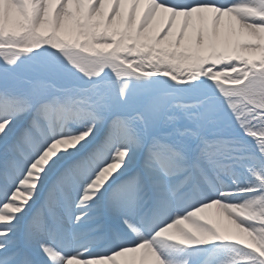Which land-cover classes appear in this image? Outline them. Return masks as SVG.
<instances>
[{
	"label": "snow or ice",
	"instance_id": "snow-or-ice-1",
	"mask_svg": "<svg viewBox=\"0 0 264 264\" xmlns=\"http://www.w3.org/2000/svg\"><path fill=\"white\" fill-rule=\"evenodd\" d=\"M0 264H264V0H0Z\"/></svg>",
	"mask_w": 264,
	"mask_h": 264
},
{
	"label": "bare ground",
	"instance_id": "bare-ground-1",
	"mask_svg": "<svg viewBox=\"0 0 264 264\" xmlns=\"http://www.w3.org/2000/svg\"><path fill=\"white\" fill-rule=\"evenodd\" d=\"M202 215H205L207 216L208 218H212V219H221L222 222L226 225L227 224V221L226 220H223V218H219L217 217V213H216V209L213 208V209H210L209 212L205 211V213H203Z\"/></svg>",
	"mask_w": 264,
	"mask_h": 264
},
{
	"label": "rangeland",
	"instance_id": "rangeland-1",
	"mask_svg": "<svg viewBox=\"0 0 264 264\" xmlns=\"http://www.w3.org/2000/svg\"><path fill=\"white\" fill-rule=\"evenodd\" d=\"M209 210H210V209H207V210H205V211H206V212H207V211L209 212ZM212 251H213L214 254H220V255L223 254V248H222V247H219V248H217V249H213Z\"/></svg>",
	"mask_w": 264,
	"mask_h": 264
}]
</instances>
